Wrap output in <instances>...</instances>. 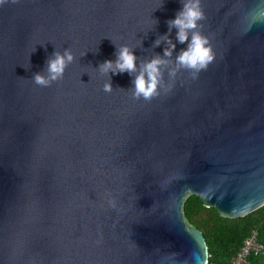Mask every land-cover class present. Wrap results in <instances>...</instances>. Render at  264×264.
I'll list each match as a JSON object with an SVG mask.
<instances>
[{
	"label": "water",
	"instance_id": "95a60500",
	"mask_svg": "<svg viewBox=\"0 0 264 264\" xmlns=\"http://www.w3.org/2000/svg\"><path fill=\"white\" fill-rule=\"evenodd\" d=\"M201 6L214 61L196 79L165 72L171 90L151 101L99 65L120 45L137 64L163 57L166 34L175 60L181 0L0 6V264H206L185 198L226 218L264 204V0ZM66 48L64 78L36 85Z\"/></svg>",
	"mask_w": 264,
	"mask_h": 264
},
{
	"label": "clouds",
	"instance_id": "9594fccd",
	"mask_svg": "<svg viewBox=\"0 0 264 264\" xmlns=\"http://www.w3.org/2000/svg\"><path fill=\"white\" fill-rule=\"evenodd\" d=\"M181 2L182 10L176 14L175 19L167 21L169 33L173 29H177L176 40L180 44H187L186 48L181 49L175 56V60H172V57L176 43H173L169 35L166 34L155 42V46H159L162 42L169 45L164 49L163 57L157 55L148 60H141L137 64L139 58L135 55L133 48L128 45H120L115 61L107 60L99 65L100 74L127 72L133 75L134 86L129 89V92L133 99L145 101H151L154 97H158L161 94V89L165 92L171 90L172 84L165 81V72H167L169 81L172 82L181 71L189 72L193 79L198 78L200 72L207 70L214 61L215 53L209 38L201 31L203 25L200 22L205 19L201 0H181ZM8 3L17 4L19 0H0V6ZM75 60L76 55L71 48H66L63 52L57 50L47 61L46 71L35 73L32 79L40 87H49L64 78L66 69ZM103 90L107 93L113 91L110 76L109 81L104 84Z\"/></svg>",
	"mask_w": 264,
	"mask_h": 264
},
{
	"label": "trees",
	"instance_id": "16d2710c",
	"mask_svg": "<svg viewBox=\"0 0 264 264\" xmlns=\"http://www.w3.org/2000/svg\"><path fill=\"white\" fill-rule=\"evenodd\" d=\"M186 220L201 231L207 246L206 264H229L245 237L252 231L264 243V204L239 217L220 216L215 207L202 204L196 194L183 203ZM245 264H264V255L249 254Z\"/></svg>",
	"mask_w": 264,
	"mask_h": 264
},
{
	"label": "built area",
	"instance_id": "2783aa9c",
	"mask_svg": "<svg viewBox=\"0 0 264 264\" xmlns=\"http://www.w3.org/2000/svg\"><path fill=\"white\" fill-rule=\"evenodd\" d=\"M251 253L254 255H264V243L256 239V233L254 231L244 238L229 264H245L247 256Z\"/></svg>",
	"mask_w": 264,
	"mask_h": 264
}]
</instances>
